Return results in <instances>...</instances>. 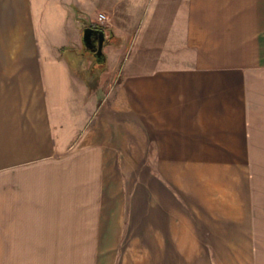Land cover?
I'll return each mask as SVG.
<instances>
[{"label": "crops", "instance_id": "1", "mask_svg": "<svg viewBox=\"0 0 264 264\" xmlns=\"http://www.w3.org/2000/svg\"><path fill=\"white\" fill-rule=\"evenodd\" d=\"M32 262L264 264V0H0V264Z\"/></svg>", "mask_w": 264, "mask_h": 264}, {"label": "rangeland", "instance_id": "2", "mask_svg": "<svg viewBox=\"0 0 264 264\" xmlns=\"http://www.w3.org/2000/svg\"><path fill=\"white\" fill-rule=\"evenodd\" d=\"M50 21V20H48ZM54 25V23L52 22L51 25ZM67 49H72L70 47H67L63 50V52H66L65 50ZM70 51H73L74 54H76V57H75V60L76 61H80L81 65L77 68V73L79 74L80 78L83 79L88 77L86 74H87V68L89 66V64L91 63V61H93L95 58H93L89 53H87L83 48H82V44L80 42V44H77V47H76V50H70ZM74 59V58H73ZM75 61V62H76ZM86 71V74H84V72ZM84 74V75H83ZM110 78L109 77H105V78H100L99 77V73H94L92 78H89L86 79L87 81V87L88 88H91V87H95L96 85H99L100 81L103 83V86L106 87V88H109L110 86ZM260 167L261 169V172L263 171L262 170V167L261 166H258ZM32 264H38V262H32Z\"/></svg>", "mask_w": 264, "mask_h": 264}, {"label": "water", "instance_id": "3", "mask_svg": "<svg viewBox=\"0 0 264 264\" xmlns=\"http://www.w3.org/2000/svg\"><path fill=\"white\" fill-rule=\"evenodd\" d=\"M94 34V36L96 37V51H97V55L101 56L102 52H101V47H102V43H103V34L101 31L98 30H93L91 28H84L81 32V43L82 45H86L89 42H92L90 40V36Z\"/></svg>", "mask_w": 264, "mask_h": 264}, {"label": "trees", "instance_id": "4", "mask_svg": "<svg viewBox=\"0 0 264 264\" xmlns=\"http://www.w3.org/2000/svg\"><path fill=\"white\" fill-rule=\"evenodd\" d=\"M88 27L90 28V26H88ZM117 42H118V40H116V38H114L112 36L109 37L105 41V43H110L112 45H116ZM102 70H103V56L100 59H98V60L94 59L93 61H91V64H90V66L87 69V74H86V71L84 72V74H86L88 76L87 78H92L94 73H96V72L100 73Z\"/></svg>", "mask_w": 264, "mask_h": 264}, {"label": "flooded vegetation", "instance_id": "5", "mask_svg": "<svg viewBox=\"0 0 264 264\" xmlns=\"http://www.w3.org/2000/svg\"><path fill=\"white\" fill-rule=\"evenodd\" d=\"M90 40L92 42L84 45L83 48L84 50L88 51L95 58V60H98L99 56L97 55L96 51V37L94 36V34L90 36Z\"/></svg>", "mask_w": 264, "mask_h": 264}, {"label": "built area", "instance_id": "6", "mask_svg": "<svg viewBox=\"0 0 264 264\" xmlns=\"http://www.w3.org/2000/svg\"><path fill=\"white\" fill-rule=\"evenodd\" d=\"M95 20H96V22L101 23L104 21V16L102 14H97Z\"/></svg>", "mask_w": 264, "mask_h": 264}]
</instances>
